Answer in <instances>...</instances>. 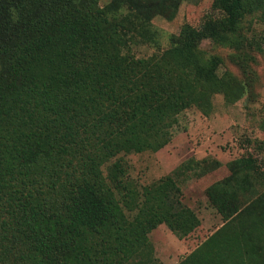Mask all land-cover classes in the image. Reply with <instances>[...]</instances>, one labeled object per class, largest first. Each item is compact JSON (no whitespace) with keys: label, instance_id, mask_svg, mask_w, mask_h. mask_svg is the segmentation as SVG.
Returning a JSON list of instances; mask_svg holds the SVG:
<instances>
[{"label":"trees","instance_id":"16d2710c","mask_svg":"<svg viewBox=\"0 0 264 264\" xmlns=\"http://www.w3.org/2000/svg\"><path fill=\"white\" fill-rule=\"evenodd\" d=\"M181 1L0 0V264H144L151 230L182 240L199 227L171 177L137 190L119 161L101 170L163 148L183 110L208 113L219 60H201L198 44L239 52L243 18L264 20V0H211L168 49L126 52ZM234 162L236 192L225 181L205 190L222 225L177 264H264V194L241 199L236 177L255 161Z\"/></svg>","mask_w":264,"mask_h":264},{"label":"rangeland","instance_id":"374dc122","mask_svg":"<svg viewBox=\"0 0 264 264\" xmlns=\"http://www.w3.org/2000/svg\"><path fill=\"white\" fill-rule=\"evenodd\" d=\"M104 2L99 0V5ZM210 4L211 0H182L171 20L158 15L149 21L146 28L150 40H136L126 52L135 58L161 53L184 26L197 29L204 17L212 14ZM238 31L247 40L246 47L239 52L207 40L197 46L201 60L212 56L219 60L216 73L222 86L218 93L209 96L208 113L196 106L183 110L163 148L155 153L118 154L101 168L104 174L113 162L119 161L125 168L126 180L137 190L171 177L180 190L181 203L199 221V227L182 240L164 225L151 230L144 264H177L221 224L220 216L205 197V190L225 181L232 186L226 189L236 192L227 178L234 161L245 157L255 161L253 171L238 170L236 174L238 181L249 189L241 199L251 200L264 194V179L256 175L264 163V20L257 15L246 16ZM240 194L236 193L237 198Z\"/></svg>","mask_w":264,"mask_h":264},{"label":"crops","instance_id":"0c3cea01","mask_svg":"<svg viewBox=\"0 0 264 264\" xmlns=\"http://www.w3.org/2000/svg\"><path fill=\"white\" fill-rule=\"evenodd\" d=\"M221 225H222V222H221V224H219V226H218V227H220ZM218 227H217V228H218ZM217 228H215V230H216ZM215 230H214V231H215ZM212 233H213V232H212ZM212 233H210V234H212Z\"/></svg>","mask_w":264,"mask_h":264}]
</instances>
